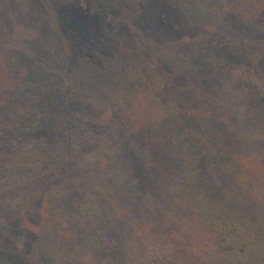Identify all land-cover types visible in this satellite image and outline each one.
Returning a JSON list of instances; mask_svg holds the SVG:
<instances>
[{"label": "trees", "instance_id": "1", "mask_svg": "<svg viewBox=\"0 0 264 264\" xmlns=\"http://www.w3.org/2000/svg\"><path fill=\"white\" fill-rule=\"evenodd\" d=\"M191 2L200 13L218 5V0ZM84 29L89 56L116 53L103 10L88 14ZM14 45L9 37L1 43L0 95L11 82L15 89L28 79L22 68L2 71V57L14 56ZM226 47L209 59L203 55L202 73L195 74L196 88L213 95L210 101L211 95L198 90L204 97L201 110L208 111L204 118L194 121L187 114L193 107L187 112L184 104L168 102L157 112H141L149 133L145 148L130 135L138 158L134 166L108 129L83 134V129L66 128L67 109L80 89L77 78L66 84L64 97L53 94L43 104L49 111L45 124L32 137L44 133L38 149L45 160L58 157L56 174L44 176L45 184L18 198L1 218L0 239L28 230L30 241L21 233L25 245L35 241L29 224L37 213L45 215L41 210L48 201L57 214L41 223L37 237L59 264L94 262L101 255L109 262L114 249L121 264H193L205 256L211 264H264V94L255 85L259 78L258 87L264 88V70L257 72L261 69L250 66L244 52ZM193 102L194 97L187 99L189 106ZM3 116L0 104V141L17 129ZM133 129L145 138L138 120ZM63 176L71 181L63 182ZM71 182L78 190L73 196Z\"/></svg>", "mask_w": 264, "mask_h": 264}, {"label": "rangeland", "instance_id": "2", "mask_svg": "<svg viewBox=\"0 0 264 264\" xmlns=\"http://www.w3.org/2000/svg\"><path fill=\"white\" fill-rule=\"evenodd\" d=\"M96 9L104 11L116 53L99 52L93 59L84 45V24ZM7 37L15 42V50H11L14 56L7 53L2 57V71L8 67L18 73L22 68L28 79L15 89L12 82L6 83L8 92L0 95L3 118L14 120L17 126L15 134L0 141V225L18 198L32 194L36 184H45L44 176L56 174L58 157L45 160V153L38 149L44 133L32 137L45 124L42 121L49 111L43 104L53 94L64 97L66 84L77 78L80 89L77 102L67 109L66 128L75 127L78 133L83 129V134L108 129L134 166L138 158L130 135L136 146L145 148L149 133L142 123V111L157 112L161 103L168 102L184 104L187 112L193 107L187 114L197 118L194 121L208 113L201 110L204 97L198 93L195 78L202 73L203 55L209 59L228 46L244 52L250 66L261 69H255L257 72L264 70V0H218L215 11L205 13L198 12L191 0H0V48ZM229 38L233 41L230 46ZM257 80L256 92L264 94V88L258 87L261 80ZM199 91L213 99L210 90ZM193 97L189 106L187 99ZM137 120L145 138L144 132L133 129ZM30 141L32 144H26ZM30 148L33 155L27 156ZM68 176L61 180L71 181ZM71 185L72 196L78 194ZM43 205L45 215L40 218L37 213L29 224L35 241L25 245L21 233L30 241L28 230L0 239V264H11V260L15 264H59L44 253L37 237L41 223L57 214L50 202ZM110 256L109 262L101 255L94 262L78 260L76 264L122 263L118 249ZM193 264L211 263L205 256L193 259Z\"/></svg>", "mask_w": 264, "mask_h": 264}]
</instances>
